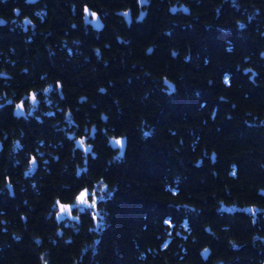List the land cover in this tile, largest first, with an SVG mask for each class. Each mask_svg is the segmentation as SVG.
Masks as SVG:
<instances>
[{
    "label": "trees",
    "instance_id": "1",
    "mask_svg": "<svg viewBox=\"0 0 264 264\" xmlns=\"http://www.w3.org/2000/svg\"><path fill=\"white\" fill-rule=\"evenodd\" d=\"M179 1L39 0L1 38L0 264L264 263V0ZM99 187L96 216L73 206Z\"/></svg>",
    "mask_w": 264,
    "mask_h": 264
},
{
    "label": "flooded vegetation",
    "instance_id": "2",
    "mask_svg": "<svg viewBox=\"0 0 264 264\" xmlns=\"http://www.w3.org/2000/svg\"><path fill=\"white\" fill-rule=\"evenodd\" d=\"M36 2H28V0H0V40L3 42L1 38H4L6 36L7 31H12L14 29L17 33L19 31L26 32L28 28L34 27V23L32 21V18L30 15H24V12H28L32 14L33 16L37 15V7ZM239 2V1H238ZM237 0H181L177 4L172 5V8L176 13L181 15H190L193 14L195 16L193 17H201L198 16L205 10L207 11V17H229V12L231 10L232 4H234V8L241 7L242 16L245 15L244 5H237ZM145 4L144 2L141 3L140 9L144 10ZM85 8L89 9V13H85ZM92 13H95L98 18L101 20L100 14L97 12H94L90 8L84 6L83 13H82V20L85 27H91L94 29L91 21L93 19ZM104 27V24L102 22V30ZM99 30V31H100ZM98 31V30H96ZM8 75L5 73L0 72V79L7 78ZM46 93V92H44ZM33 94L30 93L28 95L22 96L20 100H22V112L23 115H38L39 110L35 109L37 105L40 103V99L35 97V100H33ZM48 104V103H47ZM14 108V107H13ZM84 136L81 138H78L75 143L78 140L84 139L82 144L80 143V147H88L90 145L89 140L92 139L90 137V134L87 136V130L83 133ZM77 146V145H76ZM78 147V146H77ZM79 147V148H80ZM36 162V161H35ZM36 164V163H35ZM34 164V165H35ZM82 210V209H80ZM60 221H64L65 218L73 216L72 213V207H68L67 211L60 210Z\"/></svg>",
    "mask_w": 264,
    "mask_h": 264
},
{
    "label": "water",
    "instance_id": "3",
    "mask_svg": "<svg viewBox=\"0 0 264 264\" xmlns=\"http://www.w3.org/2000/svg\"><path fill=\"white\" fill-rule=\"evenodd\" d=\"M36 1H37V0H28V2H36ZM86 9H87V8H85L84 12H85V13H89L90 10L87 9V12H86ZM93 14H94V15H93ZM92 15H93V19H92L91 23H92L94 29H96V30H100V29L102 28V22H101V20L98 18V16H97L95 13H92ZM261 56L264 57V52L261 54ZM248 71H250V69H246V70H244L243 72H244V73H247ZM253 76H254V72H253V75L250 76V79H251V80H253ZM165 84L168 85V86H170V84H169L168 82H166ZM18 106H20V107H18ZM13 113H14L15 116L23 115V112H22V100L18 101V102L15 104V106H14V108H13ZM92 136H93V135H92V133H91V134H90V137H92ZM83 140H84V139L78 140V141L76 142V145H77L78 147H80V143H81V141H83ZM118 140L121 141L120 144H117V143H116V141H118ZM109 144H110V146H111L112 149H116V148H118V149H120V150H123V148H124V146H125V140H124L123 137H118V138H114V137H112V138L109 139ZM0 148H1V143H0ZM80 148H81L82 151L87 152V151L90 149V146L88 145L87 148H86V147H80ZM32 163H33V164L36 163L34 159L32 160ZM7 188H8V190H9V192L11 193L12 190H11V186H10L9 182L7 183ZM259 194L264 195V190H259ZM66 206H68V205H66ZM56 220H57L58 222L60 221V216H59V215L56 216ZM263 264H264V263H263Z\"/></svg>",
    "mask_w": 264,
    "mask_h": 264
},
{
    "label": "rangeland",
    "instance_id": "4",
    "mask_svg": "<svg viewBox=\"0 0 264 264\" xmlns=\"http://www.w3.org/2000/svg\"><path fill=\"white\" fill-rule=\"evenodd\" d=\"M103 189H104L103 187H99L98 190L95 189L93 191H87L89 193V195L86 197L87 204L79 203L76 201V203L73 206L76 207L77 209H84V208L89 209L96 216L98 212L97 202H98V199L102 197L101 191H104ZM58 215H60V212H58Z\"/></svg>",
    "mask_w": 264,
    "mask_h": 264
},
{
    "label": "snow or ice",
    "instance_id": "5",
    "mask_svg": "<svg viewBox=\"0 0 264 264\" xmlns=\"http://www.w3.org/2000/svg\"><path fill=\"white\" fill-rule=\"evenodd\" d=\"M86 12H87V9H86ZM94 15V14H93ZM226 83H227V80L225 81ZM33 100H35V97H33ZM18 107H20V106H18ZM83 142L81 141V144H82ZM116 143L117 144H120L121 143V141H116ZM89 195V193L87 192V190H84V191H82L80 194H79V196L77 197V202H79V203H85V204H87V199H86V197ZM93 203H94V201H93ZM61 209H62V211H67L68 210V206H61Z\"/></svg>",
    "mask_w": 264,
    "mask_h": 264
}]
</instances>
